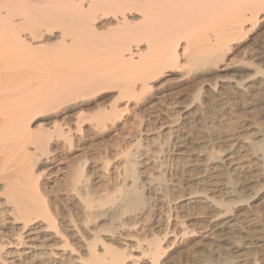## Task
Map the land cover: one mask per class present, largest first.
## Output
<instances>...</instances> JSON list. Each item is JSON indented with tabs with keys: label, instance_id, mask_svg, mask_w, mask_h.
<instances>
[{
	"label": "bare ground",
	"instance_id": "1",
	"mask_svg": "<svg viewBox=\"0 0 264 264\" xmlns=\"http://www.w3.org/2000/svg\"><path fill=\"white\" fill-rule=\"evenodd\" d=\"M0 264H264V0H0Z\"/></svg>",
	"mask_w": 264,
	"mask_h": 264
},
{
	"label": "rangeland",
	"instance_id": "2",
	"mask_svg": "<svg viewBox=\"0 0 264 264\" xmlns=\"http://www.w3.org/2000/svg\"><path fill=\"white\" fill-rule=\"evenodd\" d=\"M64 161H65V162H64ZM64 161H63L64 164H65V163H68V162H67L68 160H64ZM63 166H64L63 164L60 165V168H62ZM60 168H59V166H58V167L55 168L54 171L52 172V173H54V174H55V172H57L54 176H52V178L54 179V181H56L57 179H58V181L60 180L58 176H60V178H61V175H62V172H61V171H62V170H61ZM55 170H56V171H55ZM59 171H60V172H59ZM51 175H53V174H51ZM58 181H57V182H58Z\"/></svg>",
	"mask_w": 264,
	"mask_h": 264
}]
</instances>
